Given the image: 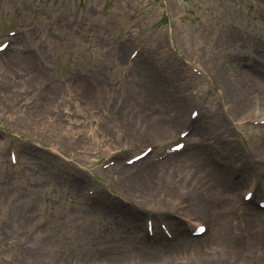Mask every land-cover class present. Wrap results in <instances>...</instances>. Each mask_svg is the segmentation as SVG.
I'll return each instance as SVG.
<instances>
[{
    "label": "rangeland",
    "instance_id": "1",
    "mask_svg": "<svg viewBox=\"0 0 264 264\" xmlns=\"http://www.w3.org/2000/svg\"><path fill=\"white\" fill-rule=\"evenodd\" d=\"M262 8L264 0H0V40L9 28L21 30L13 39L12 49L0 57V176L8 167V144L17 136L28 134L59 153L51 158L43 150H27L13 168L14 177L0 184V264H26L21 258L22 248L34 245L41 237L45 238V249L54 251L58 258H65L71 246L83 249L85 241L92 243L91 249L111 243L123 249H148L146 239L138 237L144 231L143 217L150 211H172L184 200L188 201L187 209L172 212L184 219L190 217L192 222H206L208 232L190 241L200 240L202 244H196L199 247L186 250L187 243L176 247L177 261L215 253V242L205 241L212 239L213 218L218 216L226 236L221 242L216 238L224 254L215 264H264V237L253 236L261 228L252 217L264 212L242 206L239 198L248 183H252L256 197L264 195V127L243 130L253 161L240 144L221 145L218 134L210 138L223 130L220 113L227 122L264 112V77L252 84L254 88L239 82L244 70L264 72V17L258 14ZM228 34L232 41L224 40ZM121 45L126 48L118 57L115 52ZM17 46L26 54H18ZM135 47L136 57L124 61ZM25 60L32 63H20ZM182 61H188L192 68L198 65L203 75L196 76ZM211 62L224 64L232 73L228 83L238 85L245 99L240 110L225 93ZM84 73L90 75L80 79L90 89L89 101L77 99L74 89L81 85L72 82ZM41 91L51 94L46 103H41ZM221 92L232 114L222 108L225 99ZM178 106L185 108L186 116L193 106L210 114L202 115V135L194 136L213 147L199 146L200 152L186 150L153 164L143 174L144 189L117 184V170L121 169L117 165L96 170L111 158H126L132 149L150 144L157 152L174 141L186 125L171 128ZM148 114L163 117L162 128L172 129L173 137L155 124L149 134L135 131L137 124L143 123L139 116ZM216 114L219 121L211 123ZM228 136L232 138L230 133ZM198 152L211 153L223 166L220 169L228 172L232 180L229 193L210 187L208 174L214 164L201 159ZM75 166L84 168L87 182H82L81 190L74 189L66 176ZM87 186L99 188L103 202L83 211L76 206L89 207L79 203ZM106 196L121 203L128 213L116 215L108 208ZM198 199L201 205L196 204ZM130 211L140 213V227L131 226ZM46 215L52 220L45 229L36 231L34 223ZM184 219L164 218L179 233L189 226ZM226 240L234 247L229 248ZM159 254L161 251L153 255L154 261L142 264H170ZM79 255L81 252L68 258L78 263L75 259ZM45 264L55 262L50 259Z\"/></svg>",
    "mask_w": 264,
    "mask_h": 264
},
{
    "label": "bare ground",
    "instance_id": "2",
    "mask_svg": "<svg viewBox=\"0 0 264 264\" xmlns=\"http://www.w3.org/2000/svg\"><path fill=\"white\" fill-rule=\"evenodd\" d=\"M231 37L232 36L228 34L224 37V40H226V41L231 40L232 39ZM125 48H126L125 45H121L120 47L117 48L115 53H117L118 57L124 52ZM5 53L6 52L1 53L0 57L3 56ZM21 57H23L24 59L27 58V56H21ZM6 62H9V60H6ZM20 63H25L26 64L25 66H28V65H30L29 63H32V62H31V60L30 61L25 60V61H21ZM211 65H212L211 66L212 69L214 70V72L217 76V79L219 81L221 80V84L224 88L225 93H227V95H229V97L233 101L235 108H237L238 110L243 108L245 99L242 97V93L238 90V88H237L238 85L235 86V84H233V83H231V84L228 83V76H230L232 73L228 70V68L226 66H224V64H221V63L219 64V63H214V62L212 64V62H211ZM143 72H145V71H143ZM263 77H264V72L261 73L259 71L256 72L254 70L253 71L252 70L251 71L244 70L243 76L241 75V80H239V82H241L242 84L243 83L249 84V86L251 88H254L255 85L252 86V84H254L255 81H257V80L262 79ZM80 81L81 80H79V79L77 81L74 80V83L76 82L78 84V82H79V84L81 85V86L76 87L74 89V92L77 93V95L79 96L77 99L83 98L85 101H89L88 95L90 93V89L88 86L82 85V83ZM250 90L254 91L253 89H250ZM41 92L44 94V96L41 95V98H42L41 103H46L51 98V96H50L51 94L46 93L45 91H41ZM178 109H179V111H178L179 113L176 116V118L174 119L173 123L171 124V128H174L176 125L184 123L185 121H188V119H189L184 112L185 108L183 109V107L178 106ZM67 110H68V108H67ZM214 112H215V110H213V113ZM243 113H244V111H243ZM241 115H242V113H241ZM259 115L264 116V112H261V114H259ZM143 116L144 115L139 116L140 121L143 120V123L137 124L135 131L136 130L137 131L138 130L139 131L146 130L145 133L149 134L150 131H152L151 129H152L153 124H155V127L158 128L159 130H161L162 132H166L168 137H173L174 134H173L172 129L162 128V126H164V124H165L163 117H158L157 115L153 116L151 114L150 115L148 114L145 117H143ZM213 116L215 118L213 120H211V123H215L216 121H219L217 118V114L213 115ZM240 118H241V116H240ZM197 122H198V120L196 121V126H195L192 133L196 134V135H199V134L202 135V133H200V132H203L202 131L203 124H201L200 122H198V123ZM203 123H204V121H203ZM210 124L205 125V126L209 127ZM47 129L49 130V128H47ZM156 133L157 132H155L153 130V134L155 135ZM53 137H55V136H53ZM195 145L196 144H192L191 146H195ZM197 150L200 152V149H197ZM257 151H258V148H257ZM199 152L196 154L197 156H199L203 160H207L208 162H211L212 164H214L212 172L210 174H208L209 181L211 182L210 187H214V188L218 189L217 191L220 193H227V192L229 193V190H231V188H230L231 184L230 183L232 182V180L228 178V176H227L228 172H226V170H224V172H223V170L220 169V167H223V166L219 165V162L215 159L214 155H212L211 153L201 154ZM153 164H157V163H150L149 161L146 162V160L143 159V160L139 161L138 163L132 164L131 166H122L121 169L118 170V174L120 175V177L117 176V180H118L117 184L120 185V183H121V184L127 186V189H129V188H131V189H136V188L144 189L145 186H142L143 185V174L146 171H149L152 168ZM134 167H137L136 170H133L131 173L128 172L129 168H134ZM85 181H86V178H83L82 180L76 181L75 187L77 189H79L82 182H85ZM221 186H225L228 189L222 188V191H221V188H220ZM106 201L108 202V205H109V207L108 206L107 207L108 208L111 207L112 210L114 209L116 212V215L122 216L119 214H121V213L127 214L128 213L126 209L122 208L123 207L122 204L121 203L119 204L118 201L109 200L108 197L106 198ZM139 202L142 204L141 201H139ZM193 204H195V202ZM196 204L201 205L199 199L196 202ZM196 204H195V206H196ZM187 207L185 209H187ZM202 207H204V206L202 205ZM162 208H165V207H162ZM131 211L128 214V219L130 220L131 226H134V228H136V226L140 227V222H139L140 213L136 212V211L135 212H131ZM213 212L215 213L216 211H213ZM259 212L257 211L256 213H259ZM261 212L263 213L264 211H261ZM219 214H220V211H219ZM252 217L256 221L254 223L258 224V226L261 228L260 230H256V232H253V236H258V239H262L264 237V231H263L264 215L258 216V214H253ZM189 218L186 219V225L188 224V222H191L189 220ZM218 219H219L218 216L213 218V237H212V239L209 241H205L206 244L215 242V246H214L215 253L211 256H205L204 258H201V259H197V258H196V260L192 259L191 262H189V264H215V262H219V257H221L224 254V251L222 250V248L220 246H217L216 241L219 240L221 242L222 239L225 238V236H226V231H225V225L220 224V221ZM206 231H208V230H206ZM238 234L240 235L242 233H238ZM36 238H38V237H36ZM216 238H218V240H216ZM197 239H199V238H197ZM185 241H186V239H185ZM190 241H191V239L188 241L189 243H187V245L189 244V246L185 245V246H187L186 250L192 246L199 247V245H196V244H202V243L198 242L200 240H197L194 242L193 241L190 242ZM42 242H43V238L41 237L38 239V242H34V245L24 246L22 248L21 258L24 259V262L26 264H45V263H48L50 261V259H52V261H54L55 264H66V262L75 263V264H84V261H79L78 263H76L75 261L69 260L67 258H58L57 255L54 254L55 253L54 251H53V253H51V252L49 253V251H50L49 248L45 249ZM226 243L229 246V248L234 247V244H231L227 240H226ZM240 250L241 249H237L236 252H239ZM211 252H214V251H211ZM156 253H160V252H153V253L152 252H141V253L138 252V253L133 254L134 257L130 258V259L129 258L127 259V257H131V256H127L128 255L127 254V255H117V256H112V257L106 256L107 258H110V260H108L106 262L100 261L101 259H104L105 257L93 258V259H90V261L95 260L96 262L95 263L93 262V264H101V263L122 264L123 261H128V263H129V261L132 260V261H135L136 263L142 264L144 262L146 263L148 261H154L153 255L154 254L156 255ZM175 254H176L175 249L169 247V248L163 249L161 251V254H159V255H161V257L164 258V261L170 262V264H183L182 262H179L176 260V257H174ZM49 256H51V257L49 258ZM185 264H187V262Z\"/></svg>",
    "mask_w": 264,
    "mask_h": 264
},
{
    "label": "snow or ice",
    "instance_id": "3",
    "mask_svg": "<svg viewBox=\"0 0 264 264\" xmlns=\"http://www.w3.org/2000/svg\"><path fill=\"white\" fill-rule=\"evenodd\" d=\"M0 47H4V45L0 44ZM181 135H183V133H181Z\"/></svg>",
    "mask_w": 264,
    "mask_h": 264
}]
</instances>
